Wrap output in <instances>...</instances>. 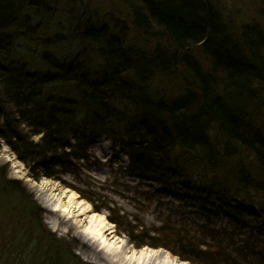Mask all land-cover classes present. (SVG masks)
Masks as SVG:
<instances>
[{
	"label": "trees",
	"instance_id": "16d2710c",
	"mask_svg": "<svg viewBox=\"0 0 264 264\" xmlns=\"http://www.w3.org/2000/svg\"><path fill=\"white\" fill-rule=\"evenodd\" d=\"M110 1L116 17L84 0H0V143L31 178L58 179L107 137L216 229L206 250L167 225L133 243L264 264V11L238 28L214 0ZM0 264H90L3 170Z\"/></svg>",
	"mask_w": 264,
	"mask_h": 264
},
{
	"label": "rangeland",
	"instance_id": "374dc122",
	"mask_svg": "<svg viewBox=\"0 0 264 264\" xmlns=\"http://www.w3.org/2000/svg\"><path fill=\"white\" fill-rule=\"evenodd\" d=\"M84 1L88 2L91 9L105 12L106 15L116 17L121 10L117 9L121 5L113 4L110 0ZM214 2L238 28L239 24L246 21L259 20L264 11V0ZM34 140H39V137ZM130 164L127 152L114 145L109 138L103 137L90 150L88 160H74L71 166L57 165L56 170H63L58 179L43 177L35 180L30 177L25 164L12 149L5 143H0V170H3L8 179L23 183L28 195L32 194L35 203L42 209L46 228L57 238L72 244L74 253L82 261L90 264H134L125 258L126 252L148 249L154 255L158 252L159 256L167 255L178 263L196 264L170 249L150 244L138 247L130 240L128 233L134 230L133 233L139 240L137 242L144 240L148 243L149 237H158V230L167 225L169 231L177 232V236L187 232L189 236H196L197 240L205 242L206 245L200 247L202 250L214 247L217 242L216 237L212 236V230L216 229L208 226L207 219L199 216L197 207L180 201L174 193L160 188L150 177L132 170ZM65 168L67 169L64 170ZM72 194L78 197V204L69 209L70 212L63 213L49 207L50 203L52 206L56 205L60 197V202H68ZM245 208L247 212L257 211L252 206ZM93 215L105 217L110 227L106 236L119 247L117 251L106 252L102 246H98V242L81 233L92 225L90 221ZM97 220L92 218L95 225ZM214 222L221 226L220 219ZM144 228L151 230L150 234ZM161 238L159 237L158 242H165ZM175 248L177 251L182 250L178 245ZM153 259L149 258L142 264H154L158 261Z\"/></svg>",
	"mask_w": 264,
	"mask_h": 264
},
{
	"label": "bare ground",
	"instance_id": "6f19581e",
	"mask_svg": "<svg viewBox=\"0 0 264 264\" xmlns=\"http://www.w3.org/2000/svg\"><path fill=\"white\" fill-rule=\"evenodd\" d=\"M77 198L78 197L75 194H72L69 197L68 202L64 203V202L59 201L60 199H62L60 197V199L57 201L56 205L52 206L50 203L49 207H51V209H54V210H59L60 212H63V213H68V212H70L69 209H71L76 204H78V202H76ZM52 199H53V197H52ZM87 209L89 210L90 208H87ZM92 218L93 219L95 218V221H96V219H98L97 220L98 223L96 225H95L96 222H92ZM90 223H92V225L90 227H88L85 232H81V233L83 235L89 237L94 242L95 241L98 242V246H100V247L102 246L106 252L111 253L112 251L113 252L117 251V249L119 247L116 246L115 243H112L111 239H109L106 236V231H108L110 229V227H109V223L107 222L105 217L93 215L91 217ZM113 238H114V236H113ZM125 258L128 259L130 262H133L134 264H142V263H144V261H146L149 258H151V259L154 258L155 260L156 259L158 260L154 264H186V263H178L177 261L171 259L167 255L161 257V256H159L158 252L156 253V255H154L152 253V251H149L148 249H144V250L139 251V252L138 251L126 252Z\"/></svg>",
	"mask_w": 264,
	"mask_h": 264
}]
</instances>
